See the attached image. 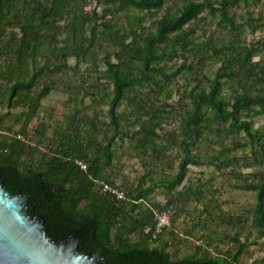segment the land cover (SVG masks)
<instances>
[{
	"label": "trees",
	"instance_id": "16d2710c",
	"mask_svg": "<svg viewBox=\"0 0 264 264\" xmlns=\"http://www.w3.org/2000/svg\"><path fill=\"white\" fill-rule=\"evenodd\" d=\"M97 1L101 11L86 10L89 0H0L5 188L31 194L30 212L45 216L50 237L79 231L80 249L107 264H264L252 248L264 239V127L255 126L264 117V39L243 38L264 29V12L255 10L264 0ZM217 18L226 38L207 34ZM81 62L90 68L82 71ZM60 85L89 98L83 109L92 112L41 121L32 133ZM175 92L179 100L169 101ZM13 108L23 111L5 129ZM170 114L175 128L166 127ZM118 148L144 166L138 179L118 182ZM191 165L214 166L236 180L234 189L254 193V204L226 211L214 178L200 171L193 180ZM159 188L164 204L154 197ZM170 204L173 225L155 237V209ZM191 205L203 208L191 212Z\"/></svg>",
	"mask_w": 264,
	"mask_h": 264
},
{
	"label": "rangeland",
	"instance_id": "374dc122",
	"mask_svg": "<svg viewBox=\"0 0 264 264\" xmlns=\"http://www.w3.org/2000/svg\"><path fill=\"white\" fill-rule=\"evenodd\" d=\"M90 4L89 6L86 8V10L91 11V10H97V11H101L102 7L99 6L98 1L97 0H89ZM174 2L170 3L169 6H173ZM257 11V13H259L260 11L264 12V5L263 6H258L255 9ZM258 15V14H257ZM219 22V18L215 19L214 23L211 25H207L208 27V31L207 34L212 35L216 38H226L227 37V33L225 32V30L222 28V26H220L218 24ZM200 36H203V31H200ZM243 38L249 42V43H253L256 40L259 39H264V29L263 30H259L258 32H256L255 34L251 33L249 31V29H247V31H245ZM264 54V53H263ZM260 56H257L255 59H259ZM76 64V60L73 58L70 60V65L74 66ZM91 63H82L81 62V70L85 71L86 69L90 68ZM100 68L101 69H105V64L103 63V61H100ZM90 77V76H89ZM68 79H64L63 83H67ZM184 83V82H183ZM185 86H183V90L184 91ZM8 89V86L6 85V83H4L2 80H0V101L2 99V97L4 96V92L5 90ZM187 89L190 90L191 86H187ZM182 93V92H181ZM229 93V92H228ZM180 94H178L177 92H175L172 96L171 100L177 101L179 100ZM77 98V99H75ZM159 98L161 100V102L159 103H163V101L165 100V97L162 95H159ZM82 97H76L74 95L71 96V94L69 93V91L64 87V85H60V91L58 92H52L48 97H46L43 101V105L44 108L42 110H40L39 114H38V118H36L33 122H32V126L30 128L31 132L33 133L36 129V127H38L39 123L41 121H46V123H49V125H51L52 123H54L55 119H62L64 116L66 115H71L73 113H75L76 110L81 109L86 113H91L92 109H83L85 106L88 107L89 103H90V99L89 98H85L84 101H81ZM100 111H103V114L101 115L102 119H105V112L107 111V108L105 106L98 108ZM7 111V108L1 104L0 102V116L5 114ZM23 111V108H13L11 110V113H13L12 121L9 120L8 118L5 121V129L6 127H9L12 125L13 121L15 122L16 120V116L19 115L21 112ZM54 111V112H53ZM256 124L255 126L257 128H261L264 127V117L263 116H259L257 118H255ZM166 127L168 128H175L177 127V125H175L174 120L172 118V115L170 114V119L169 121L166 123ZM120 146H122V144L120 143ZM123 148L128 147L127 144H124V146H122ZM123 148H118V153L117 155L119 156V159L116 158L115 161V165L113 166V169L115 170V172L118 174L119 178H118V182L121 183L124 179L125 180H136L138 179L140 176H142L145 172V168L144 166L141 164V162H139L138 158L135 156H130L129 155V151L123 153ZM173 152H175V149L172 150ZM238 155H241L242 152H238ZM176 153H174L171 158L175 157ZM172 164H174L173 160H171ZM167 173H172L173 171L171 170V167H168ZM203 171L202 175L204 177V180H208L210 178H214V185L218 188H220V192H218L216 194V199L223 204V208L226 211H232V212H238V211H242L245 208H248L250 206H252L254 204L255 201V197H254V193L252 192H243L240 190H236L234 189V187L232 186L233 183H235L236 180L231 179V180H226L224 177L221 176V174H219L218 171H215L214 166L208 167V166H204L201 168H198L194 165L190 166V174L189 176L193 179V180H197L200 177H202V175L200 174ZM198 177V178H197ZM154 197L155 200L161 203H166V196H165V190L163 188H159L155 193H154ZM203 207L202 206H197V205H191L190 207V211L194 212V211H199L201 210ZM187 215V214H186ZM183 215L180 219H179V228H183L185 227L183 220L187 219L189 221V216L187 215ZM214 227V224H213ZM202 233V231H199L196 235V237H199L200 234ZM194 238L195 241H198L197 238ZM255 251V257H262L264 256V239L260 240L258 244H254L252 247Z\"/></svg>",
	"mask_w": 264,
	"mask_h": 264
},
{
	"label": "water",
	"instance_id": "95a60500",
	"mask_svg": "<svg viewBox=\"0 0 264 264\" xmlns=\"http://www.w3.org/2000/svg\"><path fill=\"white\" fill-rule=\"evenodd\" d=\"M30 199L6 190L0 180V264H107L99 254L80 250L79 231L68 240L50 237L45 216L30 213Z\"/></svg>",
	"mask_w": 264,
	"mask_h": 264
},
{
	"label": "built area",
	"instance_id": "2783aa9c",
	"mask_svg": "<svg viewBox=\"0 0 264 264\" xmlns=\"http://www.w3.org/2000/svg\"><path fill=\"white\" fill-rule=\"evenodd\" d=\"M19 138H22L21 135L18 136ZM78 163L81 165L83 169L87 168V165L78 160ZM100 185L103 189V191H106L114 196H116L118 199H125L126 193L111 185L108 182L100 181ZM177 212V207L175 204H170L163 208H157L155 209V228H154V236L158 237L164 229L169 228L173 225V218ZM199 243H202V241H199Z\"/></svg>",
	"mask_w": 264,
	"mask_h": 264
},
{
	"label": "flooded vegetation",
	"instance_id": "af4514ba",
	"mask_svg": "<svg viewBox=\"0 0 264 264\" xmlns=\"http://www.w3.org/2000/svg\"><path fill=\"white\" fill-rule=\"evenodd\" d=\"M4 188H5V186H4ZM6 189V188H5ZM7 190V189H6ZM12 192V191H11ZM18 192V191H17ZM29 211H30V209H29ZM31 213V212H30ZM32 215H34L33 213H31ZM34 216H36V215H34ZM53 238V237H52ZM61 239V238H60ZM60 239H56L57 241L58 240H60ZM69 238H67V240H68ZM67 242V241H66ZM69 242V241H68ZM81 250V249H80ZM82 251V250H81ZM83 251H87V250H83Z\"/></svg>",
	"mask_w": 264,
	"mask_h": 264
}]
</instances>
